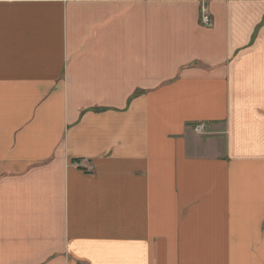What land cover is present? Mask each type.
Wrapping results in <instances>:
<instances>
[{"label": "crops", "instance_id": "0c3cea01", "mask_svg": "<svg viewBox=\"0 0 264 264\" xmlns=\"http://www.w3.org/2000/svg\"><path fill=\"white\" fill-rule=\"evenodd\" d=\"M0 264H264V0H0Z\"/></svg>", "mask_w": 264, "mask_h": 264}, {"label": "built area", "instance_id": "2783aa9c", "mask_svg": "<svg viewBox=\"0 0 264 264\" xmlns=\"http://www.w3.org/2000/svg\"><path fill=\"white\" fill-rule=\"evenodd\" d=\"M199 23L202 27H205V28H209L211 27L212 25V21H211V18L210 16L208 15L207 13V10H206V7L204 5L201 6V9H200V16H199ZM207 125L206 124H196L194 127H193V130L200 134V135H204L207 133Z\"/></svg>", "mask_w": 264, "mask_h": 264}, {"label": "rangeland", "instance_id": "374dc122", "mask_svg": "<svg viewBox=\"0 0 264 264\" xmlns=\"http://www.w3.org/2000/svg\"><path fill=\"white\" fill-rule=\"evenodd\" d=\"M202 5H204V4L201 3V6H202ZM201 6H200V9H201ZM204 6H205V5H204ZM205 7H206V6H205ZM206 10H207V7H206ZM207 13H208V10H207ZM208 15H209V13H208ZM209 16H210V15H209ZM210 18H211V17H210Z\"/></svg>", "mask_w": 264, "mask_h": 264}]
</instances>
